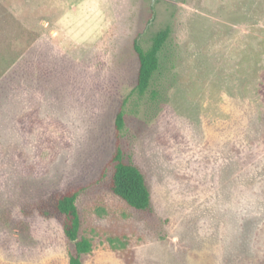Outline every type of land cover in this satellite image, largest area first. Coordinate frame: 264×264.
<instances>
[{
	"label": "rangeland",
	"instance_id": "rangeland-1",
	"mask_svg": "<svg viewBox=\"0 0 264 264\" xmlns=\"http://www.w3.org/2000/svg\"><path fill=\"white\" fill-rule=\"evenodd\" d=\"M123 100L147 211L108 188ZM73 186L84 264H264V0H0V264H68L38 204Z\"/></svg>",
	"mask_w": 264,
	"mask_h": 264
},
{
	"label": "trees",
	"instance_id": "trees-1",
	"mask_svg": "<svg viewBox=\"0 0 264 264\" xmlns=\"http://www.w3.org/2000/svg\"><path fill=\"white\" fill-rule=\"evenodd\" d=\"M169 36L167 27L157 31L148 48H144L137 39L133 49L138 59L136 84L133 92L143 95L152 85L156 74L163 64L166 41ZM123 100L114 118L115 149L107 162L108 188L129 207L137 211L151 208V195L145 176L140 168L132 163L121 146V134L125 126ZM83 188L70 187L56 194L50 203H40L38 208L42 215L56 216L61 221L62 230L71 244L68 249V264H84V258L91 250V241L82 235V219L77 205L78 196Z\"/></svg>",
	"mask_w": 264,
	"mask_h": 264
}]
</instances>
